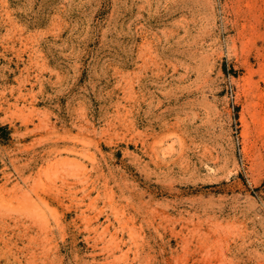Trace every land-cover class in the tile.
I'll use <instances>...</instances> for the list:
<instances>
[{"label":"rangeland","instance_id":"rangeland-1","mask_svg":"<svg viewBox=\"0 0 264 264\" xmlns=\"http://www.w3.org/2000/svg\"><path fill=\"white\" fill-rule=\"evenodd\" d=\"M0 264H264V0H0Z\"/></svg>","mask_w":264,"mask_h":264}]
</instances>
